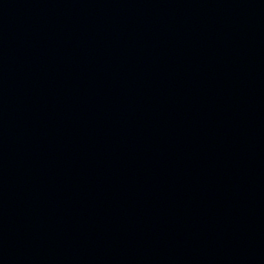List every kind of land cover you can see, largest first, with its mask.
<instances>
[{
	"label": "water",
	"instance_id": "water-1",
	"mask_svg": "<svg viewBox=\"0 0 264 264\" xmlns=\"http://www.w3.org/2000/svg\"><path fill=\"white\" fill-rule=\"evenodd\" d=\"M0 264H264V0H0Z\"/></svg>",
	"mask_w": 264,
	"mask_h": 264
}]
</instances>
